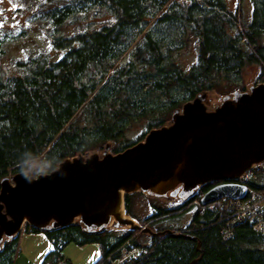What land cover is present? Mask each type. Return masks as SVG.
I'll list each match as a JSON object with an SVG mask.
<instances>
[{"label": "trees", "instance_id": "obj_1", "mask_svg": "<svg viewBox=\"0 0 264 264\" xmlns=\"http://www.w3.org/2000/svg\"><path fill=\"white\" fill-rule=\"evenodd\" d=\"M65 1L44 14L52 28L50 45L60 57L52 60L38 53L15 62L20 75L0 77V189L9 173H21L23 153H30L24 159L32 165L40 158L38 169L48 174L66 159L92 151L115 155L166 126L185 103L237 78L247 65H259L257 79L264 82V0H250L248 21L240 8L230 11L226 0ZM95 10L111 22L72 36L62 34L63 25ZM140 35L131 57L114 66ZM189 37L196 40L197 55L184 69L173 56L188 45ZM9 40L11 35L0 36V59ZM155 96L167 100L154 101ZM138 120H145V131L135 142L122 140L128 126ZM218 183L200 186L170 208L151 203L146 223L161 222L189 206L195 213L174 232L153 231L146 245L138 241L135 230H89L79 222L49 229L26 225L25 232L41 233L51 243L42 264H70L61 256L69 244L98 245L100 256L94 264L123 246L141 250L128 264H264V235L243 222L234 224L232 237L225 240L221 235L228 216L225 209L210 205L201 212L194 203ZM137 196L142 192L124 195V213L132 219L136 217L131 204ZM18 238L4 243L0 264H12Z\"/></svg>", "mask_w": 264, "mask_h": 264}, {"label": "water", "instance_id": "obj_2", "mask_svg": "<svg viewBox=\"0 0 264 264\" xmlns=\"http://www.w3.org/2000/svg\"><path fill=\"white\" fill-rule=\"evenodd\" d=\"M235 98H224L221 106L207 111L197 97L175 113L169 126L151 130L121 153L66 159L31 182L21 173L14 177V185L4 179L1 242L3 236L16 238L25 223L49 229L78 219L87 229L94 226L89 230L110 231L127 222L135 229L133 220L118 218L121 192L156 189L175 176L185 192L219 182L200 198L202 206L222 198L243 199L245 187L229 181L264 161V84ZM122 203L124 207V196ZM112 216L117 223L111 222Z\"/></svg>", "mask_w": 264, "mask_h": 264}, {"label": "rangeland", "instance_id": "obj_3", "mask_svg": "<svg viewBox=\"0 0 264 264\" xmlns=\"http://www.w3.org/2000/svg\"><path fill=\"white\" fill-rule=\"evenodd\" d=\"M65 0H0V36L8 34L11 35L13 40H9L5 45V52L0 59V77L3 78L18 76L22 72L15 67V62L23 61L28 57H32L38 53H43L48 56L49 59L55 60L60 57L61 52L52 49L50 43V32H52L51 26L44 18L47 11L62 6ZM227 8L230 11H234L240 8L243 20L248 21L252 12V4L250 0H226ZM44 18V19H43ZM106 22H111V18L104 12L91 11L78 19L73 23H66L61 28V32L65 36H72L80 33L85 29L91 30L99 28ZM153 26V21L150 22L144 31H147ZM238 28L240 24L237 23ZM173 37L175 33L171 34ZM140 36L134 40L131 47L114 63V66L125 63L129 57H131V49L137 45ZM196 40L193 37H189L188 45H186L181 51L174 54L173 59L175 63L182 68L187 69L196 61ZM113 66V67H114ZM260 71L259 65H247L243 68L239 76L229 82H221L217 91L206 92L199 95L207 111H214L216 108L222 105L224 98L230 100H236V96L242 93H248L252 87L258 84H264L262 80L257 79ZM154 101L165 102L167 98L165 96L153 98ZM180 108L177 112L181 113ZM153 116V114H152ZM172 121V120H171ZM167 122L166 126L171 124ZM79 124L83 123V118H79L77 121ZM85 124V123H84ZM145 131V120H138L132 122L124 133L122 140L129 143L135 142L136 138ZM111 154L109 151H92L81 158L85 159L91 155H97L99 158ZM34 165H31L38 169L40 166V158L37 159ZM17 173H9L7 181L9 184L14 185L13 179ZM160 188V189H159ZM137 190H139L137 188ZM198 191V188L190 192L183 190V184L175 176L174 179L168 181L165 184L156 186V189H151L142 192V196L134 197L131 204V209L136 217L132 219L127 216L128 220H133V225H136L135 229H129L128 222L123 223L119 227L110 230L114 233H120L126 230H135V236H138V241L146 245L149 242L150 233L147 231H159L162 228L171 229L175 231L178 228H182L189 223L192 215L195 213V209L192 206L174 214L168 218L162 219L161 222L146 223L143 221L148 215L151 214V203H155L159 207L170 208L176 204L181 203L189 199ZM125 195V194H124ZM123 195V196H124ZM221 200V199H220ZM219 201V200H217ZM216 202V201H215ZM201 209V208H200ZM179 214V215H178ZM170 215V214H169ZM172 215V214H171ZM127 219H123L128 221ZM75 222L80 221L77 219ZM117 223V222H116ZM81 224V223H80ZM82 225V224H81ZM28 226V225H27ZM93 228L94 226H89ZM26 231V223L23 225L19 232V237L22 238L19 241L15 249V254L12 258V264H42L44 257L51 251L52 245L43 234H33ZM19 239V238H18ZM10 240L6 236H3L2 242L0 240V246L2 247L6 241ZM61 256L70 262V264H94L99 256L100 250L98 245L89 244L84 246H77L74 244L67 245L61 252Z\"/></svg>", "mask_w": 264, "mask_h": 264}, {"label": "built area", "instance_id": "obj_4", "mask_svg": "<svg viewBox=\"0 0 264 264\" xmlns=\"http://www.w3.org/2000/svg\"><path fill=\"white\" fill-rule=\"evenodd\" d=\"M229 182L244 186L246 196L240 200L222 198L207 205H219L228 214L225 228L221 230L223 239L231 238L232 226L243 222H247L256 233L264 235V161L252 164L250 168ZM194 203L201 208V212L207 207L200 205L198 201ZM140 252V249L133 246L119 247L98 264H128L136 259Z\"/></svg>", "mask_w": 264, "mask_h": 264}, {"label": "clouds", "instance_id": "obj_5", "mask_svg": "<svg viewBox=\"0 0 264 264\" xmlns=\"http://www.w3.org/2000/svg\"><path fill=\"white\" fill-rule=\"evenodd\" d=\"M30 153H23L20 158L19 168L23 178L29 182L33 179H37L42 175H47L46 169H36L30 163L29 160L24 159L25 156H29Z\"/></svg>", "mask_w": 264, "mask_h": 264}, {"label": "bare ground", "instance_id": "obj_6", "mask_svg": "<svg viewBox=\"0 0 264 264\" xmlns=\"http://www.w3.org/2000/svg\"><path fill=\"white\" fill-rule=\"evenodd\" d=\"M122 197H123V193L121 192V195H120V198L121 199H120V203H119L118 210H117V213H119L118 218L119 219H127V216L124 213V207H123V203H122ZM111 222H115L116 223L118 221L112 216L111 217Z\"/></svg>", "mask_w": 264, "mask_h": 264}, {"label": "crops", "instance_id": "obj_7", "mask_svg": "<svg viewBox=\"0 0 264 264\" xmlns=\"http://www.w3.org/2000/svg\"><path fill=\"white\" fill-rule=\"evenodd\" d=\"M24 233V232H23ZM23 233L20 235V237H19V239H18V243H17V245L19 244V241H20V239L22 238L21 236L23 235ZM25 234V233H24Z\"/></svg>", "mask_w": 264, "mask_h": 264}, {"label": "flooded vegetation", "instance_id": "obj_8", "mask_svg": "<svg viewBox=\"0 0 264 264\" xmlns=\"http://www.w3.org/2000/svg\"><path fill=\"white\" fill-rule=\"evenodd\" d=\"M3 250V246L1 247V249H0V252Z\"/></svg>", "mask_w": 264, "mask_h": 264}]
</instances>
